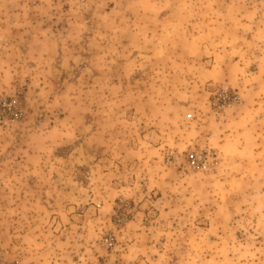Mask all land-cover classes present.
I'll use <instances>...</instances> for the list:
<instances>
[{
	"label": "rangeland",
	"instance_id": "374dc122",
	"mask_svg": "<svg viewBox=\"0 0 264 264\" xmlns=\"http://www.w3.org/2000/svg\"><path fill=\"white\" fill-rule=\"evenodd\" d=\"M4 101L0 264H264V0H0Z\"/></svg>",
	"mask_w": 264,
	"mask_h": 264
},
{
	"label": "built area",
	"instance_id": "2783aa9c",
	"mask_svg": "<svg viewBox=\"0 0 264 264\" xmlns=\"http://www.w3.org/2000/svg\"><path fill=\"white\" fill-rule=\"evenodd\" d=\"M214 98L213 105L216 107L224 106L234 102L237 99V95L233 92H228L225 88H219ZM19 110L12 104L5 101L0 104V122L7 120H16L20 116ZM213 153L209 150H192L187 152L186 160L196 169L205 170L208 168L211 160H215ZM111 243H109L110 245Z\"/></svg>",
	"mask_w": 264,
	"mask_h": 264
}]
</instances>
